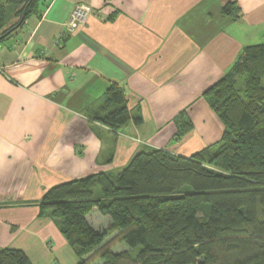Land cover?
<instances>
[{"label":"crops","instance_id":"obj_1","mask_svg":"<svg viewBox=\"0 0 264 264\" xmlns=\"http://www.w3.org/2000/svg\"><path fill=\"white\" fill-rule=\"evenodd\" d=\"M234 2L235 14L225 15ZM43 3L0 43V250L23 251L32 264H78L56 223L39 217L44 194L115 177L151 149L190 157L218 143L225 127L204 93L245 47L264 43V0ZM78 5L91 14L67 32ZM114 83L131 113L117 130L94 119ZM182 113L192 129L178 139Z\"/></svg>","mask_w":264,"mask_h":264},{"label":"trees","instance_id":"obj_2","mask_svg":"<svg viewBox=\"0 0 264 264\" xmlns=\"http://www.w3.org/2000/svg\"><path fill=\"white\" fill-rule=\"evenodd\" d=\"M45 5L1 0L0 43ZM235 5L223 13L233 16ZM12 11L18 19L6 29ZM204 97L225 127L215 145L190 157L151 149L115 177L91 175L44 194L39 217L56 223L78 264H264V43L245 47ZM103 102L97 122L112 130L130 122L120 85ZM177 125L178 139L192 129L185 113ZM0 264L32 263L2 249Z\"/></svg>","mask_w":264,"mask_h":264},{"label":"built area","instance_id":"obj_3","mask_svg":"<svg viewBox=\"0 0 264 264\" xmlns=\"http://www.w3.org/2000/svg\"><path fill=\"white\" fill-rule=\"evenodd\" d=\"M91 14V10L89 7L84 5H78L72 11L69 23L67 26V32H73L74 30L78 29L80 26L86 24L89 16Z\"/></svg>","mask_w":264,"mask_h":264},{"label":"rangeland","instance_id":"obj_4","mask_svg":"<svg viewBox=\"0 0 264 264\" xmlns=\"http://www.w3.org/2000/svg\"><path fill=\"white\" fill-rule=\"evenodd\" d=\"M1 1V0H0ZM13 14H14V12L12 11V12H10V16H9V20H8V22H7V26H6V29H9L13 24H15L16 22H17V17H15V16H13ZM11 17V18H10ZM3 32V31H2ZM263 43V42H262ZM213 145H215V144H213ZM213 145H211V146H213ZM210 146V147H211ZM161 150H163V149H161ZM166 152H168L167 150H165ZM115 175H117V174H115ZM186 190H190L189 188H187ZM207 210V208L205 207V211ZM93 222V221H92ZM122 247H123V245H118L116 248H115V251H117V252H119V251H121V249H122ZM133 259H135V254L133 255ZM130 264H133V263H130Z\"/></svg>","mask_w":264,"mask_h":264}]
</instances>
